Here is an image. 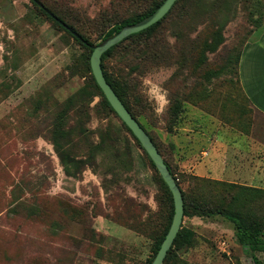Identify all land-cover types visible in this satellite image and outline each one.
Masks as SVG:
<instances>
[{"label":"rangeland","instance_id":"374dc122","mask_svg":"<svg viewBox=\"0 0 264 264\" xmlns=\"http://www.w3.org/2000/svg\"><path fill=\"white\" fill-rule=\"evenodd\" d=\"M39 1L97 44L158 0ZM263 23L264 0H179L104 61L184 192L181 228L194 235L163 264H264L216 212L264 227V115L235 61ZM90 56L32 0H0V264H147L173 219L163 177L104 103ZM210 118L253 141V185L205 173L206 140L221 133Z\"/></svg>","mask_w":264,"mask_h":264},{"label":"crops","instance_id":"0c3cea01","mask_svg":"<svg viewBox=\"0 0 264 264\" xmlns=\"http://www.w3.org/2000/svg\"><path fill=\"white\" fill-rule=\"evenodd\" d=\"M238 73L249 103L264 115V23L253 31L245 43L238 63ZM209 123L221 133L209 135L206 140L207 150L202 162L205 173L253 185V141L240 137L239 132L230 130L212 118ZM232 133L234 136L230 137ZM114 230L123 233L118 226Z\"/></svg>","mask_w":264,"mask_h":264},{"label":"water","instance_id":"95a60500","mask_svg":"<svg viewBox=\"0 0 264 264\" xmlns=\"http://www.w3.org/2000/svg\"><path fill=\"white\" fill-rule=\"evenodd\" d=\"M175 1L176 0H164L149 16L145 17L144 19L138 22L126 24L122 26V28L118 32L106 37L100 43L90 45V47L92 48V53L90 56V65L97 84L103 91L104 95L106 96L107 100L109 101L113 109L116 111L118 116L129 127L132 133L139 140L142 147L148 153V155L154 162L156 168L158 169L159 173L167 183L173 196L174 214L172 223L151 264H163L164 258L167 255L168 250L173 244V241L181 228V223L184 215L183 194L180 186L177 183L176 178L169 170V167L167 166L164 157L159 152L157 146L155 145L148 132L144 129L140 122L131 114V112L128 110V108L122 102L120 97L117 95L111 84L107 81L101 65V59L102 54L111 46L119 43L130 34L141 31L158 22L171 9ZM59 22L63 24L61 20ZM74 34L79 36L77 33Z\"/></svg>","mask_w":264,"mask_h":264},{"label":"trees","instance_id":"16d2710c","mask_svg":"<svg viewBox=\"0 0 264 264\" xmlns=\"http://www.w3.org/2000/svg\"><path fill=\"white\" fill-rule=\"evenodd\" d=\"M38 7L39 9L44 13L46 14L48 17H50L51 19L55 20V22L58 23V25H60L65 31H67L79 44H81L85 49H88L90 55L92 53V48L90 47L91 45V42L85 37L83 36L81 33H79L76 28L71 25V24H68L63 18H61L59 15H57L54 11H52L50 8H48L47 6H45L44 4L40 3L39 0H32ZM164 0H158L156 3H154L153 6H151V8L149 10H147L146 12L142 13V14H139L136 18H132V19H129V20H126L125 22L117 25L114 30L110 33H108L104 39L116 32H118L122 26L126 25V24H131V23H134V22H138L142 19H144L145 17L149 16ZM179 0H176L175 3L173 4V6L171 7V9L177 4ZM171 9L166 13V15L161 18L158 22L154 23L153 25L141 30V31H138V32H135V33H132L130 34L129 36H127L126 38H124L122 41H120L119 43L111 46L108 50H106L103 54H102V59H101V65H102V68H103V72H104V75L107 79V81L111 84V86L113 87V89L115 90V92L117 93V95L120 97V99L122 100V102L125 104V106L128 108V110L131 112V114L136 118V115L134 114V112L132 111L128 101H127V98H126V95H125V92L119 87L117 86L116 82L111 79L106 70H105V67H104V61L105 59L112 53V51L122 45L126 40L132 38V37H138V36H142L144 34H147L149 33L151 30H153L167 15L168 13L171 11ZM62 21L63 24H61V22L59 21ZM65 25V26H64ZM67 25V26H66ZM74 33H77L79 36H77L76 34ZM103 39V40H104ZM139 50H141V48H139ZM240 56H241V52H239L237 55H236V58H235V61H236V65H238L239 63V60H240ZM87 63H88V67L89 69L91 70V65H90V58L88 57L87 58ZM92 71V70H91ZM223 71V69H218V70H209L206 72V77L208 79H211L213 77H217L220 75V73ZM92 78L94 80V83H95V86L97 87L100 95H102L103 97V100H104V103L106 104L107 107H109V109L114 112L116 115H118L116 113V111L113 109V107L111 106V104L109 103V101L107 100L106 96L104 95L103 91L101 90V88L99 87V85L97 84L96 80H95V77L92 73ZM137 119V118H136ZM138 120V119H137ZM139 121V120H138ZM122 123L123 125L127 128V130L132 134V136L134 137V139L136 140V142L138 143V145L142 148V150L145 152V154L147 155V157L150 159V161L152 162V164L155 166L154 162L152 161V159L150 158V156L148 155V153L145 151V149L142 147V145L140 144L139 140L136 138V136L132 133V131L129 129V127L123 122L122 120ZM141 124V123H140ZM142 125V124H141ZM143 126V125H142ZM144 127V126H143ZM145 129V128H144ZM146 130V129H145ZM147 131V130H146ZM148 132V131H147ZM149 134V133H148ZM150 135V134H149ZM151 137V135H150ZM152 138V137H151ZM153 140V138H152ZM154 141V140H153ZM155 143V142H154ZM54 144L55 146H59V143L54 141ZM156 145V143H155ZM157 146V145H156ZM158 148V146H157ZM159 152L161 153L160 149L158 148ZM162 154V153H161ZM163 156V155H162ZM167 166L169 167V170L171 171V173L173 174L174 176V173L170 167V165L168 164V162L166 161V159L164 158ZM162 177V176H161ZM175 177V176H174ZM162 181L164 183V185L166 186L167 190L169 191V194H170V199H171V203H172V215L174 214V201H173V196H172V193L167 185V183L164 181V179L162 178ZM179 185V184H178ZM182 194H183V199H184V212H185V196H184V192L182 191ZM209 213H213L212 210L211 211H208ZM216 212L220 213L221 215H223L226 219H228L229 221H231L233 224H234V228H235V235H236V239L237 241L242 245L244 246L245 248H249L250 250H252L253 252H261L263 251L264 252V227L262 226L261 222H258L256 220H247L243 217L242 214L238 213V212H233V211H228V210H220L218 209ZM172 223V218H170V221H169V226H168V230L170 228V225ZM168 230L162 235V238L160 239L159 243L157 244V246L155 247L154 249V252H153V257L152 259L147 263V264H151L153 259L155 258L160 246H161V243L162 241L164 240ZM194 235V232L189 229V228H180V230L178 231L174 241H173V244L171 245L170 249L168 250L167 252V255L165 256V258H167L169 252L172 250L173 246L176 244L177 241L179 240H182L184 241V243L188 245L191 244V240H192V237ZM164 258V260H165ZM254 259L255 261L257 260L254 256Z\"/></svg>","mask_w":264,"mask_h":264}]
</instances>
